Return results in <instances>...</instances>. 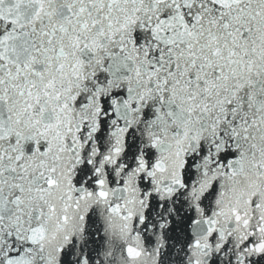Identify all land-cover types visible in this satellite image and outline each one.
Returning a JSON list of instances; mask_svg holds the SVG:
<instances>
[{
  "label": "snow or ice",
  "instance_id": "1",
  "mask_svg": "<svg viewBox=\"0 0 264 264\" xmlns=\"http://www.w3.org/2000/svg\"><path fill=\"white\" fill-rule=\"evenodd\" d=\"M0 264H264V0H0Z\"/></svg>",
  "mask_w": 264,
  "mask_h": 264
}]
</instances>
